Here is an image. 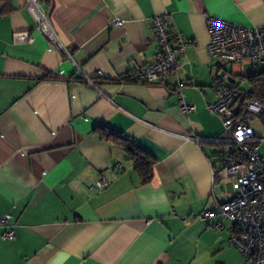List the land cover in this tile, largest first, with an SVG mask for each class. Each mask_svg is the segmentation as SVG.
Wrapping results in <instances>:
<instances>
[{"label":"crops","instance_id":"0c3cea01","mask_svg":"<svg viewBox=\"0 0 264 264\" xmlns=\"http://www.w3.org/2000/svg\"><path fill=\"white\" fill-rule=\"evenodd\" d=\"M39 1L70 57L24 0H0V215L15 232L3 239L0 227V264H203L204 249H231L228 220L215 229L197 217L227 197L204 139L223 132L207 104L231 66L209 55L207 22L264 25V0ZM165 13L187 39L179 68L150 84L121 81L154 60L153 17ZM177 79L195 105L188 114ZM117 138L155 157L149 182ZM101 174L110 184L98 189Z\"/></svg>","mask_w":264,"mask_h":264},{"label":"built area","instance_id":"2783aa9c","mask_svg":"<svg viewBox=\"0 0 264 264\" xmlns=\"http://www.w3.org/2000/svg\"><path fill=\"white\" fill-rule=\"evenodd\" d=\"M41 4L39 0H24V5L36 19L38 30L48 42L70 57L52 29L50 8ZM170 20L171 16L167 13L153 17L155 58L121 75V81L150 84L177 71L178 53L184 52L187 39L171 29L168 25ZM207 23L209 41L206 48L209 55L221 65H230L231 70L225 71L219 78L214 88L215 101L207 104V109L219 117L223 132L218 137L204 140L210 143L207 159L214 183L225 189L231 185L232 190L225 192L227 197L224 200L217 201L214 207L197 217L215 229L224 227L223 218L228 220L230 244L248 263L264 264V154L260 152L264 145V102L246 96L247 91L234 84L236 77L248 78L264 69V25L242 26L214 17ZM111 25L123 26V21L115 19ZM28 40L31 41V38ZM231 77L235 78L233 83L230 82ZM181 85L182 81L177 79L174 86L179 90V110L188 114L195 109V105L185 101ZM254 121L261 125L259 135L252 126ZM109 184L110 180L102 174L94 181L98 189ZM9 215L8 212L0 215L1 236L7 240L15 238Z\"/></svg>","mask_w":264,"mask_h":264},{"label":"trees","instance_id":"16d2710c","mask_svg":"<svg viewBox=\"0 0 264 264\" xmlns=\"http://www.w3.org/2000/svg\"><path fill=\"white\" fill-rule=\"evenodd\" d=\"M251 84V89L247 91L248 97H256L261 102H264V71L254 72L251 76L247 78ZM104 126L101 124L96 125V130L100 131ZM122 139V138H121ZM117 142L123 147L129 158L134 164V167L138 174H140L142 181L149 182L153 178L155 157L145 150L141 149L139 145L129 140L116 139Z\"/></svg>","mask_w":264,"mask_h":264},{"label":"rangeland","instance_id":"374dc122","mask_svg":"<svg viewBox=\"0 0 264 264\" xmlns=\"http://www.w3.org/2000/svg\"><path fill=\"white\" fill-rule=\"evenodd\" d=\"M236 83L234 84H237L239 85L244 91H248L251 89V84L249 83V81L247 80V78H243V77H236ZM252 126L254 127V129L256 130L255 132L259 135L261 133V125L259 122L257 121H254L252 122ZM260 152L262 154H264V145L261 146L260 148ZM227 191L228 192H231L232 188H231V185H228L226 187ZM231 249H228L227 247L224 249V250H220L219 252L217 253H213V255H209L208 254V250H203L202 254L203 255V259L202 261L204 262L203 264H222L220 263L222 261V258H229L232 260V263L233 264H249L248 262H245L238 254V250L234 247V246H230ZM238 251V252H237ZM240 253V252H239ZM213 256V257H211ZM218 262V263H217Z\"/></svg>","mask_w":264,"mask_h":264},{"label":"water","instance_id":"95a60500","mask_svg":"<svg viewBox=\"0 0 264 264\" xmlns=\"http://www.w3.org/2000/svg\"><path fill=\"white\" fill-rule=\"evenodd\" d=\"M234 81H235V78H234V77H231V78H230V82L233 83Z\"/></svg>","mask_w":264,"mask_h":264}]
</instances>
